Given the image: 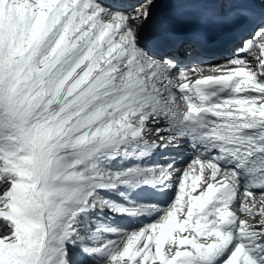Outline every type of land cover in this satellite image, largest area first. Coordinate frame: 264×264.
Segmentation results:
<instances>
[{"label":"snow or ice","instance_id":"1","mask_svg":"<svg viewBox=\"0 0 264 264\" xmlns=\"http://www.w3.org/2000/svg\"><path fill=\"white\" fill-rule=\"evenodd\" d=\"M0 264H264V0H0Z\"/></svg>","mask_w":264,"mask_h":264},{"label":"rangeland","instance_id":"2","mask_svg":"<svg viewBox=\"0 0 264 264\" xmlns=\"http://www.w3.org/2000/svg\"><path fill=\"white\" fill-rule=\"evenodd\" d=\"M189 183H190V181H189ZM125 223H128V221H125Z\"/></svg>","mask_w":264,"mask_h":264}]
</instances>
